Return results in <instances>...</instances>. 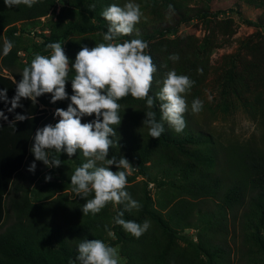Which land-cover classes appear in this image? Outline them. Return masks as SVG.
<instances>
[{
    "label": "rangeland",
    "instance_id": "rangeland-1",
    "mask_svg": "<svg viewBox=\"0 0 264 264\" xmlns=\"http://www.w3.org/2000/svg\"><path fill=\"white\" fill-rule=\"evenodd\" d=\"M105 1L55 0L45 14L15 22L21 38L20 49L17 51L19 64L27 66L35 54L51 55V52L44 54L35 51L34 46L42 41L39 34L48 35L58 23L60 16L64 22L94 23L96 21L90 15L92 9L90 6L103 4ZM111 1L112 4L121 7L128 2L140 6L142 15L133 33L128 35L127 39L115 42L123 43L125 40L141 39L148 43L146 53L151 54L157 68L151 87L156 93L159 92L162 81L169 71L175 70L178 75L188 76L177 69L179 64H183L182 52L188 53L190 63L197 61L202 63L203 66L186 63L182 67L183 70L187 67L198 72L195 73L192 81L201 80L199 94L192 95L189 91L185 96L188 103V111L185 115L189 127L210 134L214 144H219V147L225 149L244 148L250 145L264 151L263 128L260 124L262 111L257 107L252 110L245 106V103H253L255 106L254 102H262L259 98L264 97V0H174L178 9H172L170 7L172 3L170 4L167 0ZM165 2L170 6H167ZM200 12L204 13L202 17L197 16ZM182 13L184 16H190L191 19L181 23L175 33L164 32V27L174 24L180 19ZM160 30L164 32L163 36L158 35ZM147 35L153 38H145ZM104 42L100 31L85 36L71 33L63 44V49L69 57L77 53L82 45L92 48ZM173 54H177L179 59L175 61L170 59L169 57ZM229 70H234L237 74H245L247 70H250L251 74L256 77V83L251 85L252 88L243 93L250 99L247 102L233 96L226 99V94L225 97L221 95L222 86L227 80L226 73ZM2 73L7 74L8 72L5 70ZM45 95L48 96V94ZM195 99L203 103L202 110L198 113L191 111V104ZM256 99L259 100L256 101ZM134 100L142 101V103L126 102L121 105V131L118 136L114 137L118 146L114 143L112 154H109L108 158L112 155L117 159L123 156L132 165L131 173L127 176L126 187L132 189L130 191L132 198L141 196L145 190L151 199L152 206L160 211L163 218L169 221L170 226L177 230L179 235H184L196 243H201L202 246H207L208 252L213 253L214 256L208 259L187 242L166 235L147 216H143L141 224L148 221L150 227L142 235L146 236V242L152 246V255L145 259L144 263L136 261L135 258L132 259L135 255L133 251H135L137 238L125 232L121 226L114 225L112 220L108 222L107 229L98 239L117 248L119 264H264V227L259 224V221H250L244 215L249 213L247 205L221 209L217 205L221 204V197L208 196L200 200L195 199L196 204L189 205L191 208L188 210V204L184 208L178 206L176 201L179 198L195 201L187 193L179 194L172 186L171 181L176 184L186 181L181 173L168 177L162 171L168 165L184 160V157H179V152L161 147L150 150L143 163L144 173H141V168L137 166L139 148L149 142L152 137L148 134V127L142 123L145 119L144 112L148 111L146 101ZM224 105H227L226 109L223 108ZM55 109L54 107L47 108V116H53ZM92 119L94 116H86L81 122ZM162 123H164L165 130L172 129L166 122L162 121ZM221 151H218V157L223 162L220 164L225 167L227 165L221 158L224 154ZM109 167L110 170L117 171L115 165ZM216 170H219V166ZM73 172H70L71 175ZM54 177L51 179L55 180ZM67 183L65 189L61 188L60 192L54 191V196L58 193H65L68 198L72 199L75 194L72 191L70 178ZM219 193L222 194L220 191ZM118 206L108 203L105 207L113 215ZM175 206L178 214L189 216L186 222L190 227L181 228L184 221L179 226L177 218L170 219L171 214L168 210ZM197 211L217 212L220 225H214L212 219L210 221L199 220ZM133 216L139 217V210L134 209ZM116 230L122 234L121 240L116 235ZM109 232L115 233V239L109 236ZM218 245L222 250L216 252ZM75 257L76 255L72 256L73 259ZM59 259L66 261V258L60 257Z\"/></svg>",
    "mask_w": 264,
    "mask_h": 264
},
{
    "label": "trees",
    "instance_id": "trees-1",
    "mask_svg": "<svg viewBox=\"0 0 264 264\" xmlns=\"http://www.w3.org/2000/svg\"><path fill=\"white\" fill-rule=\"evenodd\" d=\"M54 1L39 0L31 8L23 4L8 8L5 6L4 0H0V89L6 90L8 99V102L0 100V111H3L8 117L7 120L0 118V129L7 128L14 135V144L8 151L6 159L0 160V205L4 200L3 197H5L6 202L5 218L0 224V264H79V261L72 258V256L77 255L76 246L83 239L91 240L101 237L107 229L108 222L112 220L114 223V217L122 211L124 212L123 219L132 220L139 224L142 223L143 216H147L166 235L187 242L208 259L213 258L214 255L208 252L207 246H202L201 243H196L184 235H179L177 230L170 226L169 221L163 218L160 211L152 206L151 199L145 190L141 196L135 198L141 204L139 217H134L133 211H125L123 205H119L113 215L107 207L95 215L91 213L83 215L81 211L83 204L86 199H91L94 194H90L87 198L74 196L72 199L68 198L65 193H58L54 196V191L60 192L61 188L65 189L72 171L86 162L85 158L79 153V150L71 158L66 153L61 152L58 156L62 161L61 165L50 168L45 166L42 161L35 160L30 148L34 143L33 138L36 129L42 128L46 124L55 125L59 119V117L47 116V108L66 109L70 100L50 103L51 94L48 96L41 95L35 103L29 99L21 98V107L15 108L12 112L7 111L11 106V98L15 95V83L12 78L14 77L15 81L19 82L22 73L21 68L25 67L18 62L17 51L20 49L21 38L18 35L19 30L15 26V22L45 14L54 4ZM167 2L172 3L170 6L165 2L167 6L178 9L174 0H167ZM110 5H112L111 0H106L103 4H95L90 12V15L95 18L96 22L94 23L64 22L60 16L58 23L48 35L39 34L42 41L39 45L34 46L35 51L44 54L51 52L50 49H46V45L52 42L62 43L63 48V44L71 33L82 36L96 31L105 33L108 23L102 17L101 12ZM63 10L62 8V13ZM203 14L200 12L197 16L202 17ZM190 19V16H184L182 13L180 19L174 24L164 27V32L175 33L181 23ZM155 30L157 31V29ZM164 32L160 30L158 35L163 36ZM127 38V36H119L115 41ZM145 38L152 39L153 37L147 35ZM5 39L13 43V48L7 56L2 54L3 48H1ZM68 46L70 45L68 44ZM148 54L151 56L150 53ZM75 56L76 53L69 56L70 64L74 61ZM188 58V53L182 52L183 64H179L177 69L188 74V77L193 80L197 71L184 67L185 72L182 67L186 63L194 64L193 66L203 65L199 61L190 63ZM71 59L73 60L71 61ZM30 63L27 66H30ZM2 68L8 73H2ZM226 74L227 80L222 86L221 95L225 97L226 94V99L233 96L242 101L246 100L245 102L250 100L248 95H243V93L249 91L252 88L251 85L256 83V77L251 74V71L247 70L245 74H237L234 70H229ZM74 75L75 73L70 72L69 79L66 81V91L69 96L72 94L71 78ZM200 84V79L194 80L190 90L192 95L199 94ZM156 94L155 89L151 88L149 95L155 98ZM259 99L262 102H254L255 106L253 103H245V106L252 110L257 107L262 111L260 124L263 128L262 140L264 141V97ZM117 102L120 105H124L126 102L142 103V101L134 100L131 95ZM159 103V100H156L155 107L151 109L155 112L157 121H160L161 117ZM226 107L227 105H224L223 108L226 109ZM16 114L25 115L29 119L16 121ZM184 118L186 120L185 114ZM115 131L118 136L121 131L120 124L115 127ZM112 139L114 141V137ZM160 147L176 150L180 153L179 157H184V160H179V162L168 165L162 170L168 177L176 176L179 173L185 177L186 181L180 184L171 181L172 186L179 194L187 193L193 200H200V198L208 196L221 197V204H217L221 209L232 208V206L240 207L245 204L249 208V213L244 215L250 221H259V224L264 227V151L250 145H246L244 148L231 149L219 147V144H214L210 134L196 131L189 127L188 122H186V127L182 132L177 133L168 128L159 139L151 138L149 142L139 148L137 166L141 168V173H144L142 171L143 163L146 161L150 150ZM220 150L224 153L221 158L227 165L225 167L220 164L222 162L218 157ZM112 151L113 148H110L109 154H112ZM52 154L57 155L54 152ZM33 162H35L36 167L34 172H30L28 168ZM217 166H219L218 171L216 170ZM45 176L51 178L56 176V178L46 181ZM227 183L229 184L225 188ZM126 190L130 193L132 189L126 188ZM176 202L182 208L188 204L187 210L191 208L189 205L196 204V200L191 202L185 198H179ZM176 206L168 210V213L171 214L170 219L177 218L179 226L184 221L181 228L190 227L186 222L189 220V216L178 214L175 211ZM197 213L199 220L204 219L205 221L207 219L210 221L212 219L214 225H220V221L217 220V212L197 211ZM114 225L116 224L114 223ZM116 235L120 240L122 239V234L117 230ZM137 239L135 251H133V255H135L132 259L135 258L136 261L144 263L145 259L152 255V246L146 242V236L142 235ZM218 250H222L219 245L216 247V252ZM213 252L215 251L213 250ZM60 257L66 258V261H61Z\"/></svg>",
    "mask_w": 264,
    "mask_h": 264
},
{
    "label": "clouds",
    "instance_id": "clouds-1",
    "mask_svg": "<svg viewBox=\"0 0 264 264\" xmlns=\"http://www.w3.org/2000/svg\"><path fill=\"white\" fill-rule=\"evenodd\" d=\"M38 2L39 0H4L8 8L21 4L31 8ZM90 7L94 8L95 5ZM101 15L108 22L107 31L103 33L105 42L92 48L82 45L71 66L62 43L52 42L46 45V49L51 50L50 56L35 54L30 66L23 68L19 82L12 78L15 95L7 109L12 112L21 107V98L35 103L44 94H51L50 103L70 100L66 109L54 110L53 116L59 117L55 125L46 124L36 129L30 151L35 160L42 161L51 168L61 165L62 161L58 158L61 152L71 158L79 150L86 162L77 167L70 177L72 191L81 198L94 194L83 204V215H95L108 203L123 205L128 212L141 208V204L126 190L127 176L131 173L132 165L123 156L119 159L114 155L108 158L114 143L118 146L117 140L114 142L112 139L117 136L115 127L121 123L122 118L121 105L117 101L128 95L145 100L149 111L144 112L145 119L142 123L148 127L150 137L159 139L165 131L161 121L166 122L177 133L186 127L184 114L188 111V103L185 96L194 84L188 76L178 75L172 70L163 79L156 97L150 96L157 68L152 57L146 53L148 43L141 39L115 42L117 37L133 33L142 15L140 6L133 2H128L123 7L112 4ZM12 48L13 43L5 39L2 54L7 56ZM169 58L175 61L179 56L173 54ZM70 72L75 73L71 78V96L66 91ZM0 100L8 102L5 89H0ZM156 100L160 102V121H157L155 112L151 111ZM202 107V101L195 99L191 104V111L198 113ZM86 116H94V119L82 123V118ZM0 118L8 119L3 111H0ZM26 118L29 119L22 114L15 116L16 121H24ZM53 152L57 155H53ZM111 165H115L117 171L110 170ZM35 167V162L31 163L28 171L34 172ZM50 179V176H45L46 181ZM123 215V211L119 212L114 217V223L135 238H139L150 227L148 221L139 224L123 219ZM109 236L115 239V233L109 232ZM76 252L75 259L79 264H119L117 248L100 239H83L76 246Z\"/></svg>",
    "mask_w": 264,
    "mask_h": 264
},
{
    "label": "crops",
    "instance_id": "crops-1",
    "mask_svg": "<svg viewBox=\"0 0 264 264\" xmlns=\"http://www.w3.org/2000/svg\"><path fill=\"white\" fill-rule=\"evenodd\" d=\"M2 71H5V69H1ZM14 135L13 132L7 128L0 129V160H5L6 155L8 151L11 150L12 144H14ZM4 168V166H3ZM4 200L2 201V204L0 205V224L3 222V219L5 218V208H6V202L5 197H3ZM1 210H2V216H1Z\"/></svg>",
    "mask_w": 264,
    "mask_h": 264
}]
</instances>
